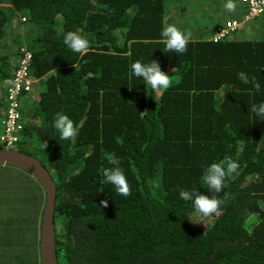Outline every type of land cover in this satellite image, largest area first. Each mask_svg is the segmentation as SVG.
Masks as SVG:
<instances>
[{"label":"trees","instance_id":"1","mask_svg":"<svg viewBox=\"0 0 264 264\" xmlns=\"http://www.w3.org/2000/svg\"><path fill=\"white\" fill-rule=\"evenodd\" d=\"M166 3L0 0L7 5L0 6V42L12 20L24 18L31 70L41 81L39 98L24 101L29 122L18 150L40 159L57 185L59 264H264V120L249 110L264 102V38H235L237 31L213 39L223 24L211 36L189 39L183 54L165 52ZM69 31L89 41L85 54L63 43ZM13 59L0 53L1 85L13 75ZM137 60L157 61L171 86L153 91L131 76ZM241 71L256 77L259 92L238 78ZM56 113L73 120L77 134L70 140L54 128ZM113 154L130 196L104 181ZM224 159L239 168L216 194L224 203L205 226L179 191L211 197L201 177ZM10 167L0 164L2 171ZM23 172L21 211L0 196V264L9 262L3 249H13L11 264H41L46 195Z\"/></svg>","mask_w":264,"mask_h":264},{"label":"clouds","instance_id":"2","mask_svg":"<svg viewBox=\"0 0 264 264\" xmlns=\"http://www.w3.org/2000/svg\"><path fill=\"white\" fill-rule=\"evenodd\" d=\"M224 7L230 13L236 10V4L233 0H227ZM160 35L165 44V52L183 54L187 51L190 35H186L175 25L163 27ZM63 43L71 51L80 54H85L89 48V41L76 31L67 32L64 35ZM130 71L131 76L142 79L147 88L150 87L153 91L166 90L171 86V76L162 71L160 64L155 60L151 63H143L137 60L130 65ZM238 78L244 84L251 83L257 92L261 90V85L256 77L249 78L245 72L241 71L238 73ZM249 110L260 117L261 120H264V102L253 104ZM53 126L59 132L62 140H70L77 134V128L73 120L65 114L56 113ZM45 147H47V144H45ZM109 163L114 167L103 170L104 181L112 185L117 194L124 197L130 196L131 188L124 171L119 166V159L113 154ZM238 168L239 164L231 159L211 163L206 167L201 177V183L212 193L211 197L199 191L180 189L179 198L190 201L195 212L201 217H211L218 212L221 204L224 203L223 200L217 198L216 194L224 189L226 177L236 173ZM227 198L228 196L225 194V199ZM101 203L104 207L108 206L107 200L101 201Z\"/></svg>","mask_w":264,"mask_h":264},{"label":"rangeland","instance_id":"3","mask_svg":"<svg viewBox=\"0 0 264 264\" xmlns=\"http://www.w3.org/2000/svg\"><path fill=\"white\" fill-rule=\"evenodd\" d=\"M237 1V0H236ZM238 2V1H237ZM227 0H167L166 5V14H165V26L167 25H175L178 29L184 32L186 35H190V39L198 40L201 39L203 33L205 32L206 27L209 29V33L206 36H211L210 31L215 26H220L225 24L226 22L232 20L228 19L224 13L228 11L225 10V4ZM240 4V3H239ZM0 6H7L6 4H1ZM236 5V10L237 11ZM9 10V14L14 15L16 12H13L11 9ZM222 16V23L217 22V18ZM245 16L242 20H244ZM23 18L20 16H16L10 25L8 26V30L6 33V37L3 42H0V53L7 54L8 56L17 57L16 60L13 59L12 64L15 66L18 62L21 51L24 48H29V43L27 41V26L23 23ZM200 32H202L201 36ZM238 31V32H237ZM237 36L235 38H264V16L258 18L257 20H250L247 22H243L242 26L237 30ZM18 36H21L19 38ZM197 36L196 38H194ZM214 38V36H213ZM4 48V49H3ZM4 89V84H0V93L1 90ZM4 94H6V90H3ZM41 92V81H39L35 86L33 93L31 94L32 100H36L39 98ZM30 103V102H28ZM29 107L31 104L28 105ZM2 110V107H0ZM27 121H29L28 116L25 117ZM13 168V167H12ZM19 170L17 168H13V170ZM15 172V177L11 176L5 171H2L0 168V196L4 198H9L8 204L10 205L13 201V206H18V210L21 211L20 201H23L25 193V185L24 180L26 178H22V175ZM20 177V178H19ZM25 177V173L23 175ZM15 185H20L17 187ZM7 186L8 190L3 188ZM11 200V201H10ZM19 201V203H18ZM6 203V202H5ZM3 204V203H2ZM4 205V204H3ZM1 206V205H0ZM5 206V205H4ZM9 207V206H8ZM6 209L7 208H3ZM17 210V209H15ZM0 208V213H1ZM218 213L213 217H201L198 218L200 222H202L205 226L211 225ZM3 215L0 216V222L3 219Z\"/></svg>","mask_w":264,"mask_h":264},{"label":"built area","instance_id":"4","mask_svg":"<svg viewBox=\"0 0 264 264\" xmlns=\"http://www.w3.org/2000/svg\"><path fill=\"white\" fill-rule=\"evenodd\" d=\"M246 6L244 20H230L225 23L214 35L215 40L233 34L243 22L258 19L264 16V0H237ZM23 21L25 19L23 18ZM21 56L15 65L13 75L4 84L5 107L0 110V146L8 149H17L21 140L22 132L29 121L24 116L23 104L26 99L31 98L34 86L40 81L35 78L31 70L32 52L29 48L21 51Z\"/></svg>","mask_w":264,"mask_h":264},{"label":"water","instance_id":"5","mask_svg":"<svg viewBox=\"0 0 264 264\" xmlns=\"http://www.w3.org/2000/svg\"><path fill=\"white\" fill-rule=\"evenodd\" d=\"M0 164L20 168L35 176L45 191L46 201L41 220V264H59L56 240L57 185L45 164L37 157L17 149L0 146Z\"/></svg>","mask_w":264,"mask_h":264},{"label":"crops","instance_id":"6","mask_svg":"<svg viewBox=\"0 0 264 264\" xmlns=\"http://www.w3.org/2000/svg\"><path fill=\"white\" fill-rule=\"evenodd\" d=\"M233 2L236 4V5H238L237 6V11H234V12H229L228 14L229 15H227V12L226 13H224L225 15H223V16H225V19H226V17H228V19H232V20H241V19H243V17L245 16V13H246V9H245V7H243V5H241V4H239L236 0H233ZM226 10V9H225ZM217 22H219V23H222V16H220V18H217V20H216ZM203 32V31H202ZM202 32H200L199 31V33H200V35L199 36H201V34H202ZM205 32H207V33H203L202 34V38L203 37H205V35H207L208 33H209V29H208V27H206V30H205ZM197 36H195L194 38H196ZM4 166V165H3ZM14 168V167H13ZM13 168L12 167H10V168H4V171H9V173H12L13 175H11V176H13V177H15V172H14V170H13ZM16 168V167H15ZM9 169V170H8ZM19 170H15L17 173H19V174H22V173H24L23 172V170L22 169H20V168H18ZM8 173V172H7ZM23 236V235H22ZM15 242V241H14ZM6 246H7V244H5ZM20 245H24L22 248H21V250H20V254L22 255V257L24 256V254L26 255H28V243L25 245V239H24V236L23 237H20ZM26 247H27V249H26ZM25 249H26V251H25ZM13 249H10V250H8V251H6V250H4L3 249V252L5 251L6 252V254H7V256H6V260H8L9 262L7 263V264H11L12 262H14V260L13 259H9V258H13L12 257V254H13V251H12ZM19 259L20 260H22V259H24V258H21V257H19ZM5 261V260H4ZM3 264H5V263H3Z\"/></svg>","mask_w":264,"mask_h":264}]
</instances>
